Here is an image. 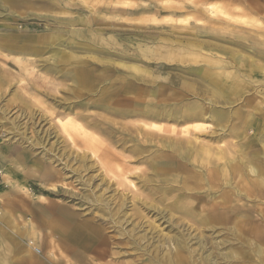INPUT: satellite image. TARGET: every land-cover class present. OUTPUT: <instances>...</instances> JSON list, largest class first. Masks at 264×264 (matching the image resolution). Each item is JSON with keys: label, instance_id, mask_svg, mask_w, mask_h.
I'll return each mask as SVG.
<instances>
[{"label": "rangeland", "instance_id": "1", "mask_svg": "<svg viewBox=\"0 0 264 264\" xmlns=\"http://www.w3.org/2000/svg\"><path fill=\"white\" fill-rule=\"evenodd\" d=\"M102 2L0 0V127L3 139L12 148L10 163L25 175L23 167L30 166V192L49 199L51 211L72 210L77 218L98 225L100 241L87 264H178V251L171 252L165 245L167 237L176 230L189 240L192 248H199V253L203 249L198 246V240L204 235L213 242L220 240L223 252L236 253L237 260L223 259L219 254L221 264H264V241L248 243L243 226L245 216H240L237 222L228 219L206 226L192 223L191 219L177 213L176 205L186 200L181 195L185 191L181 188L184 174L163 169V160L155 162L163 170L157 168L156 172V167L146 162L154 157L155 147L140 141L141 132H130L126 128L138 126L156 130L152 121L166 130L194 131V126H204L197 134L177 135L207 142L210 148L205 157L216 162L222 157L220 168L228 172L225 176L228 185L250 184L247 176L242 174L244 178L239 179L234 172L239 168L247 170L251 164L262 168L264 140L256 136L257 131L245 132L244 124L250 122L245 117L246 111H227L230 119L223 111L222 119L215 118L217 108L225 106V102L219 101L220 96L212 89L221 85L227 87L228 80L224 81L220 74L225 75V71L236 70L247 62H238L236 50L239 52L240 48L188 46V42H192L189 38L199 26L216 24V29L224 30L223 24L211 23L210 18H226L229 31V24L234 25L236 17L246 16L239 12L253 8V15L258 17L255 45L251 48L254 57L249 75L253 78L245 82L264 87V0H209L213 13L195 16L190 25L188 7L200 6L203 0H141L125 5ZM134 5L135 9L129 7ZM239 21L250 24L244 17ZM235 106L231 104L230 108ZM193 108L206 116L169 121L165 116L171 111L184 115ZM129 109L139 113L129 114ZM154 113L164 118L152 117ZM256 121L264 122V119ZM68 122L84 125L86 136L96 139L103 146L102 150L108 148L119 156L110 162L109 172L90 150L87 149L88 157L79 156L77 151L81 149L74 147L65 127ZM69 128L72 129L70 134L77 136L73 128ZM209 165L214 169V164ZM119 170H124L123 174ZM137 174L141 178H137ZM134 192L142 196L141 199L148 196V204L132 203ZM216 199L223 200L224 196H216ZM252 199L242 198L241 203L248 202L252 206L250 210L257 212L256 216L262 215L264 200ZM152 204L174 210V219L170 212V219L165 220L160 209L151 207ZM138 210L143 211L139 214L141 217L136 214ZM252 224L264 230L263 218L256 217ZM183 262L181 264H185Z\"/></svg>", "mask_w": 264, "mask_h": 264}, {"label": "crops", "instance_id": "2", "mask_svg": "<svg viewBox=\"0 0 264 264\" xmlns=\"http://www.w3.org/2000/svg\"><path fill=\"white\" fill-rule=\"evenodd\" d=\"M96 1H103L102 3L108 5H125L141 0ZM200 4L197 7H188V25L194 22L195 16H210L213 13L209 0H203ZM129 7L135 9V5ZM252 10L253 8L249 12H239L246 15L241 17L249 20L250 24L240 22L241 17L232 14L237 20L234 25L229 24V31L226 28V18H210L208 21L211 23L223 24L224 30L216 29V24L199 26L189 38L192 42H188V46L240 48L239 52L236 50L237 60L241 63L247 62L248 65L240 64V68L225 71L224 76L220 74L219 77L229 78L230 81H226L227 87L221 85L212 88L220 96L218 100L225 102V106L217 109L226 112L228 119L230 114L227 111H246L245 117L250 122L244 124L245 132L257 131L256 136H261L260 139L264 140V122H254L255 119H264V87H255L251 82H245L246 79L253 78L249 75L250 62L254 57L251 48L255 45L254 32L258 28V17L253 15ZM231 104H236L235 108L231 109ZM258 112L261 113L257 114ZM11 149L3 139L0 127V166L4 170V180L0 186V264H87L100 241L98 225L82 217L77 218L72 210H68L69 213L59 208L51 211L49 199L33 196L30 192V166L23 167L27 175L18 167L12 166Z\"/></svg>", "mask_w": 264, "mask_h": 264}, {"label": "bare ground", "instance_id": "3", "mask_svg": "<svg viewBox=\"0 0 264 264\" xmlns=\"http://www.w3.org/2000/svg\"><path fill=\"white\" fill-rule=\"evenodd\" d=\"M225 80L230 81L229 78L224 79V81ZM127 112L129 114H138L139 113V111H137L135 109H129V110H127ZM142 112H144V111H142ZM142 114H144V113H142ZM151 116L152 117H155V118H158V119L163 117V116L157 115L156 113L151 114ZM165 116L167 117V119L169 121V119L170 120H176V119H194V118H199V117L202 118V117H205L206 115L202 111H199L198 108H193V109H191V111H188L184 115H178L177 113H175V112L173 113L171 111L168 115H165ZM214 117L220 120L223 117V113L220 112V111H216L215 114H214ZM152 122H154V124H155L154 127L156 128V130H147V129L145 130V129H143L141 127H138V126H136V127L133 126L131 128L130 127H126V128L130 132H132V131L135 132V133H140L141 132L142 135H143V138L140 139V141L141 140L144 141L145 144L151 143L152 145L150 147H155L154 153H153L154 154V157L152 158L153 160L151 159L150 161H148L146 159V162L149 163L152 167H156L154 169L156 172H157V168L159 170H161V171H163V170L161 168H159L160 166L157 167L155 162H157L159 160L160 161L163 160V161H165V164L163 166H161L162 168L164 167L163 169H165V170H173V171L177 172L176 174H178V173H183L184 174V175H182L183 184L181 185V188L184 189L185 191H184V193H181V195L182 196L184 195L186 197V200H181V202L178 205H176V208L178 210L177 213H179L180 215H182L184 218H188V220L191 219L190 220L191 222L192 221L193 222L195 221L199 225H206V226H207V224H214V223H217V222H220V221H223V220H228V219L229 220H232L233 222H237L240 216H245L246 219L243 221V223H244L243 226H244L245 232L247 233L246 239L248 240V243L249 244H252V243H256L257 241H262L263 242L264 241V230H263V227H260L259 225H255V224H252V223H253V220L256 219V217H260V218H263L264 219V213L262 215L258 214L256 216L257 212L254 214V212L250 210L252 206L250 207V205L248 204V202L241 203L242 202L241 200H242V198H248V200H253L252 198H254V200H256V201H257V198L260 199L259 201L264 200V163L262 165V168L260 166L259 167H256L254 164H251L250 167L247 166V168H248L247 170L246 169H240V168L237 169V171H235L234 173L236 175H238L239 179H240V177L241 178H244V176L242 175V174H244L245 176H247L250 179V184L249 183H244V182L243 183L238 182L239 179H237V182H238V185L239 186L233 187L231 185H228L227 178L225 177V176H228V172L227 171H222L221 168H220V166H221V162H220L221 159L220 158H222V157L217 158V162L213 158L205 157V155H206L205 152L207 151V149L210 148L208 145H206L207 142H205V143H203L202 141L198 142V141H195V140H193V139H191L189 137L182 138V137H178V135H177L178 133H180V134H182V133H184V134L196 133L197 134V133H199V131H203L205 129L204 126L196 125V126H194V131H192L191 129H186V130L183 129V130H180L179 131V130H176V129L166 130L163 127H159L157 125L158 122L157 123H155V121H152ZM175 123L176 122H174V124ZM171 124H173V122ZM178 125H180V124H178ZM186 125H188V123ZM83 126L84 125H82V124H75L74 122H68L67 123V126H65V127H66V130L69 133V139H71L70 141H72L73 144H75L74 147L77 146L79 149L82 150V152H81V150L80 151L79 150L77 151L78 153H80L79 156H82V158L83 157L84 158L85 157H88L87 156V154H88L87 153L88 152L87 149L90 150L89 152H91V155L93 157H96L95 160H97V161L99 160L100 163H101L100 165H103V167L109 172L110 171L109 168H110V164H111L110 162H113L115 159H119V156H117L116 154H112L111 152H109L108 151L109 150L108 148H106L105 150H102L103 149V146L99 145V143L96 141V139H94V138H92L91 136H88V135L86 136V134L83 133V132H85ZM69 127L73 128V130L77 133V136H73V135L70 134V133H72L71 132L72 129H70ZM126 128L123 127L124 130ZM124 130H122V131H124ZM102 133H104V132H102ZM79 135H81L80 139H78ZM221 135H223V134H221ZM217 143L219 144L220 141L217 142ZM70 144H72V143H70ZM221 144H223V143H221ZM80 145H82V147L84 146V148L82 149V147ZM238 148H240V147H238ZM192 149H194V152H195L194 154H192ZM135 151H137L136 148H135ZM219 151L220 150H217V153H219ZM105 153H110L112 155H104ZM209 164H214V169L211 170L210 167H209L210 166ZM237 168H238V166H237ZM150 169H152V168H150ZM122 171H124V170H119V173L123 174ZM165 172H168V171H165ZM131 174H134V173L131 172ZM177 177H179V175ZM255 177H256V179H255ZM137 178H141V176L139 174H137ZM107 181H109V180H107ZM139 181H140V179H139ZM125 184H127V183H125ZM138 187H140V186H138ZM150 187H151V185H150ZM152 188H154V187L152 186ZM155 190H153V192ZM178 190H180V189H178ZM126 191H128V190H126ZM142 192H140V194H142V196H143L145 193L144 192L142 193ZM125 193H127V192H125ZM135 193L136 192H134V195L131 198L132 199V203L133 202H136V201H140L143 204H145V203L148 204V201L147 200H150L148 198V196H145V197H143L141 199L142 196H136L138 194H135ZM157 194H158V192H157ZM146 195H148V193ZM160 195H161V193H160ZM166 196H167V194H166ZM216 196L221 197V198H222V196H224V199L223 200L222 199L221 200H217L216 199ZM124 197H123V199H125ZM112 198H114V197H112ZM120 199H122V198H120ZM129 200H130V198H129ZM112 201H115V200L112 199ZM163 201H164V199H163ZM121 202H124V201H121ZM110 204H112V203H110ZM170 206H171V204H170ZM148 207H149L148 209H150V206H148ZM151 207H153V208L156 207V208L160 209L159 212L162 214L161 217H164L165 220L166 219L167 220L170 219V217H168L170 215V212H171V217L173 218V216H174L173 213H172V211H174V210L170 211L167 208H161L159 206L157 207V205H155V204H152ZM141 213H139V210L136 212V214H138V215L139 214L141 215ZM159 216L160 215H158V217ZM122 217H123V215H122ZM142 217L145 218V215L144 216L142 215ZM112 221L114 222L113 218H112ZM125 221H127V220H125ZM122 222H123V220H122ZM105 227H107V226H105ZM217 227H219V226H217ZM221 227H223V226H221ZM189 228H191V227H189ZM225 228H227V227H225ZM170 229H172V228H170ZM210 229H212V228H210ZM199 230H202V227ZM231 230H233V228H231ZM176 231L178 232V230H176ZM176 231H174L175 233L172 236H168L167 237L166 242L168 244H166V242H165V245H168L169 246L171 252H173L174 250L176 252L178 251L177 252V254H178L177 257L179 258L178 259L179 260L178 261V264H181L184 260L186 261V262H183L185 264H192V263L193 264H198V263H201V262H203L204 264H221L220 257L218 256L219 254L223 257V259L224 258H228L229 259V258H232V257H233V259H236L235 258L236 257V253L234 254L233 253L234 251L232 252V250H231V251H227V252L224 251L223 252V250H221L222 249L221 248L222 246H221V242H219L220 241L219 239H218L219 241H214L213 242L209 238H206L207 236L204 237L205 235L203 236L201 234L203 237L200 238V240H198V246H200V249H203V250H202L201 253H199V252H197V250L199 251V248L198 249L192 248V245H190L189 240L186 239V237L182 236L183 234L181 235V233H177ZM207 231H208V229H207ZM221 231L223 232V230H221ZM216 232H219V231L217 230ZM190 233H191V231H190ZM185 234H186V232H185ZM206 234H207V232H206ZM215 235L217 236V234H215ZM158 236L160 237V234ZM228 237H230V236L228 235ZM109 238H110V236H109ZM144 238L145 237H143V239ZM150 238H152V237H150ZM152 239H154V238H152ZM224 239H226V238H224ZM109 241H111V240H109ZM237 241H238V239L236 240V242ZM158 242H159V240H158ZM226 242H230V241H226ZM159 243H161V242H159ZM192 243L194 244L193 240H192ZM224 243H225V241H224ZM163 246H164V244H163ZM224 246H225V244H224ZM145 248H147V247H145ZM225 249H227V248H225ZM100 250H101V248L99 249V251ZM182 253H186V256H183ZM242 259L243 258H241V260ZM228 262H229V260H228Z\"/></svg>", "mask_w": 264, "mask_h": 264}, {"label": "built area", "instance_id": "4", "mask_svg": "<svg viewBox=\"0 0 264 264\" xmlns=\"http://www.w3.org/2000/svg\"><path fill=\"white\" fill-rule=\"evenodd\" d=\"M4 180V170L3 168L0 166V186L2 185Z\"/></svg>", "mask_w": 264, "mask_h": 264}]
</instances>
